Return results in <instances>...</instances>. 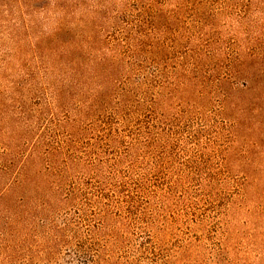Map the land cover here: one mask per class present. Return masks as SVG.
Instances as JSON below:
<instances>
[{"label":"rangeland","instance_id":"obj_1","mask_svg":"<svg viewBox=\"0 0 264 264\" xmlns=\"http://www.w3.org/2000/svg\"><path fill=\"white\" fill-rule=\"evenodd\" d=\"M154 2L164 13L176 14L170 33L158 38L162 50L155 67L146 42L141 45L135 32L134 0H0V170L10 167L8 176L0 175V264H84L65 249L75 248L73 227L66 236L57 235L60 243H49L56 236H48L46 228L53 217L28 213L40 209L44 200L57 201L48 178L42 191L29 193L24 206L11 190L2 193L23 155L35 154L34 170L42 175L49 150L77 136L78 127L89 122L76 110L77 93L105 92L99 71L130 74L136 83L157 66L179 64L184 55L192 71L185 69L196 79H181L189 90L183 106L194 113L188 116L191 122L213 126L202 135L204 141L212 131L230 136V113H210L218 114L216 80H227L226 88L234 89L236 100L246 106L241 127L227 138L232 141L230 178L239 175L238 183L223 186L233 204L223 217L222 236L209 235L205 243L220 244L227 264H264V120L260 126V116L253 113L264 103V0ZM144 59L142 71L131 67L130 61ZM177 72L182 76V69ZM227 139H220L216 149ZM219 164L215 161L212 168ZM245 172L247 180L242 181ZM239 184L244 198L236 196ZM203 206L213 229L218 223L212 219L214 211ZM57 208L65 211L60 204ZM54 219L53 224L61 225L59 216Z\"/></svg>","mask_w":264,"mask_h":264},{"label":"trees","instance_id":"obj_2","mask_svg":"<svg viewBox=\"0 0 264 264\" xmlns=\"http://www.w3.org/2000/svg\"><path fill=\"white\" fill-rule=\"evenodd\" d=\"M134 2L130 8L136 13L135 32L141 45L146 42L155 67L156 54L162 50L158 38L170 33L176 14L164 13L154 0ZM186 61L184 55L179 64L161 70L157 66L155 73L136 83L130 74L99 71L105 92L77 93L76 110L89 122L78 127L77 136H68L49 150L42 175L34 170L31 158L35 154L23 155L2 196L11 190L17 204L24 206L29 193L42 191L48 178L57 201L44 200L40 209L28 213L53 217L46 228L48 236H56L49 243H60L58 234L66 236L73 227L75 248L65 249L84 264H227L221 245L211 247L205 242L209 235L222 236L223 217L233 204L223 188L230 181L238 183L239 176L230 178L229 139L241 127L246 106L236 100L234 89L226 88L227 80H216L218 114L210 113L218 117L230 113L228 124L221 121L230 136L212 131L204 141L202 135L213 126L202 120L191 122L188 116L194 113L183 106L189 90L181 79H196L185 69L192 71ZM144 62L147 59L138 64L130 61V65L142 71ZM253 113L260 116L261 126L264 103ZM220 139H227L226 145L217 150ZM215 161L220 168H212ZM9 172L10 167L2 168L0 175L6 177ZM243 175L246 181L247 173ZM235 186L237 198H244L243 184ZM59 204L65 211H56ZM204 204L218 222L213 229ZM58 216L62 222L56 226L53 221Z\"/></svg>","mask_w":264,"mask_h":264}]
</instances>
